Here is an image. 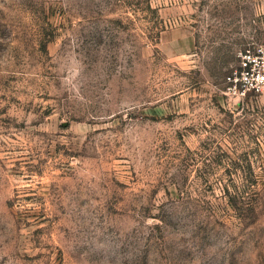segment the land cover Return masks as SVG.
I'll return each instance as SVG.
<instances>
[{
    "label": "rangeland",
    "instance_id": "1",
    "mask_svg": "<svg viewBox=\"0 0 264 264\" xmlns=\"http://www.w3.org/2000/svg\"><path fill=\"white\" fill-rule=\"evenodd\" d=\"M263 43L264 0H0V264H264Z\"/></svg>",
    "mask_w": 264,
    "mask_h": 264
},
{
    "label": "built area",
    "instance_id": "2",
    "mask_svg": "<svg viewBox=\"0 0 264 264\" xmlns=\"http://www.w3.org/2000/svg\"><path fill=\"white\" fill-rule=\"evenodd\" d=\"M257 61H261L262 64H264V43L261 44V48L259 49L258 53L255 54ZM244 71L242 73V83H243V88L239 92L235 93H240L242 96H245L246 92H257L260 93L264 90V71L261 72H253L251 65L246 64ZM236 78H238V74L235 75ZM235 76H229V81H232V79ZM234 78V82L237 83L239 80H236ZM237 86H235V89Z\"/></svg>",
    "mask_w": 264,
    "mask_h": 264
},
{
    "label": "crops",
    "instance_id": "3",
    "mask_svg": "<svg viewBox=\"0 0 264 264\" xmlns=\"http://www.w3.org/2000/svg\"><path fill=\"white\" fill-rule=\"evenodd\" d=\"M188 41L187 43H191L192 39H191V35H186V36H175L173 34V37L169 39V43L173 46L176 47L177 45H181L183 43H186L185 41ZM182 42V43H181ZM175 45V46H174Z\"/></svg>",
    "mask_w": 264,
    "mask_h": 264
}]
</instances>
